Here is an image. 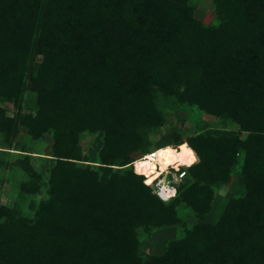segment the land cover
<instances>
[{
	"label": "trees",
	"instance_id": "trees-1",
	"mask_svg": "<svg viewBox=\"0 0 264 264\" xmlns=\"http://www.w3.org/2000/svg\"><path fill=\"white\" fill-rule=\"evenodd\" d=\"M213 3L206 25L191 0H0V148L28 152L21 132L53 140L46 180L30 154L14 160L18 197L46 196L31 216L0 203V264H264V0ZM181 104L237 128L171 146L190 165L165 202L148 135ZM82 133H102L93 162ZM238 164L241 193L205 221ZM182 204L199 215L187 227ZM173 225L161 255L137 253Z\"/></svg>",
	"mask_w": 264,
	"mask_h": 264
},
{
	"label": "rangeland",
	"instance_id": "rangeland-1",
	"mask_svg": "<svg viewBox=\"0 0 264 264\" xmlns=\"http://www.w3.org/2000/svg\"><path fill=\"white\" fill-rule=\"evenodd\" d=\"M191 2L195 7V17L200 22L206 25L217 22L213 0H191ZM31 99L32 97L27 95L26 100L29 101ZM236 128L237 126L235 123L231 121H222L215 116L204 114L192 105L181 104L176 109L171 110L166 119V123L148 135L149 145L158 147L156 152L149 155L160 162L162 166H158L155 176L151 177L149 180L150 184H147L163 201H169L171 197H166L165 194L161 193V190L158 188L160 187L159 184L165 179V184L170 187L174 186L176 188L180 185L185 175L179 179L178 173L186 168L182 166V164H186L184 159L187 157L190 158L188 154H186V156L178 151H174L171 146H175L177 140H186L191 135L199 132H206L213 135H225L230 130ZM17 140L18 145L26 147L24 149L29 151L25 152L11 149L8 152L5 148H0V203L12 206L14 202H18L22 205L25 214L31 216L33 211L28 207L30 200L37 203L39 199L46 196L45 190L43 189L42 192L37 195H25L19 198L17 195L18 184L21 179L26 178V174L14 167L13 163L17 157H21L26 153L30 154L34 168L39 171L46 180L49 167L52 164L50 154L53 140L48 133H45L40 139L34 140L23 132L18 135ZM79 143L82 151L87 154L88 159L93 162L97 159V154L102 144V133H82L79 138ZM177 154L181 156L177 157ZM132 155L136 159L141 156V152L137 150L133 152ZM239 157H241V154H239ZM194 161L191 164H193ZM236 167L230 179L215 190L212 205L202 216L205 221L215 224L222 215L229 199L241 193V182L237 172L238 169H240V165L238 164ZM112 169L111 166H99L101 179L107 180ZM171 189L173 192L174 188L171 187ZM180 209V216L186 227L190 226L198 219L197 216L199 215L187 205L182 204ZM179 235H181V229L176 225L163 226L149 235L143 234L138 245L137 253L142 257L146 255H161L164 252L167 242Z\"/></svg>",
	"mask_w": 264,
	"mask_h": 264
},
{
	"label": "bare ground",
	"instance_id": "bare-ground-1",
	"mask_svg": "<svg viewBox=\"0 0 264 264\" xmlns=\"http://www.w3.org/2000/svg\"><path fill=\"white\" fill-rule=\"evenodd\" d=\"M176 156H177V157H180L181 155L177 154ZM186 156H187V155H186ZM188 156H189V154H188ZM146 158H148V159H150L151 161H153V162L159 164V165H157L156 171H157V169H158V166H162L160 162L152 160V159L150 158V155H147ZM187 158H188V159H187ZM187 158L184 159L186 162H187V160H190L189 157H187ZM189 165H190V164H189ZM189 165H183V164H182V166H185V167H188ZM170 166H171V165H170ZM170 166H169V167H170ZM136 169H137V162H136ZM137 171H138V169H137ZM156 171H155L154 173H156ZM138 172H140V171H138ZM141 173H142V172H141ZM161 193H163V194H165V195H168V196H170V195L172 194V189H171L170 186H168V185L165 184V179L162 180V182H161Z\"/></svg>",
	"mask_w": 264,
	"mask_h": 264
},
{
	"label": "built area",
	"instance_id": "built-area-1",
	"mask_svg": "<svg viewBox=\"0 0 264 264\" xmlns=\"http://www.w3.org/2000/svg\"><path fill=\"white\" fill-rule=\"evenodd\" d=\"M132 167H133V170H134L136 173H138V171H137V169H136V160L132 161ZM184 175H185V170H182V171H180V172L178 173V178L180 179V178H182ZM159 185H160V187H158V188L161 190V184H159ZM171 187H173V188L175 189L174 186H171ZM160 195H161V194H160ZM173 196H174V195H173ZM166 197H171V196L166 195Z\"/></svg>",
	"mask_w": 264,
	"mask_h": 264
}]
</instances>
